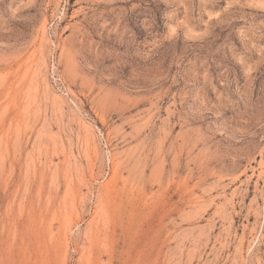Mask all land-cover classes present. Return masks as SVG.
<instances>
[{
    "label": "rangeland",
    "instance_id": "1",
    "mask_svg": "<svg viewBox=\"0 0 264 264\" xmlns=\"http://www.w3.org/2000/svg\"><path fill=\"white\" fill-rule=\"evenodd\" d=\"M0 264H264V0H0Z\"/></svg>",
    "mask_w": 264,
    "mask_h": 264
}]
</instances>
